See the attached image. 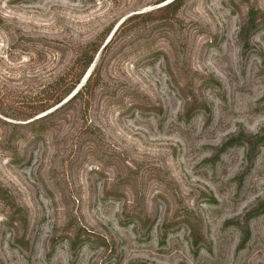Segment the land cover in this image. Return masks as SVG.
I'll return each mask as SVG.
<instances>
[{"label":"rangeland","instance_id":"1","mask_svg":"<svg viewBox=\"0 0 264 264\" xmlns=\"http://www.w3.org/2000/svg\"><path fill=\"white\" fill-rule=\"evenodd\" d=\"M172 1L0 0V264H264V0Z\"/></svg>","mask_w":264,"mask_h":264},{"label":"trees","instance_id":"2","mask_svg":"<svg viewBox=\"0 0 264 264\" xmlns=\"http://www.w3.org/2000/svg\"><path fill=\"white\" fill-rule=\"evenodd\" d=\"M180 2V0H173L172 2H170V4L168 5V6H175V5H178V3ZM96 51V49L93 51V52H95ZM92 61V58L90 57V59L88 60V62H87V64H86V66H88V64H90V62ZM74 86L75 85H73L72 87H70V89H63V90H61L60 91V93L58 94V96H56V97H53V98H55L54 100H53V102L50 104V105H44V106H42L40 109H38L35 113H38V112H43V111H45V110H47V109H49L50 107H52V106H55V105H57V104H59L66 96H68L69 94H70V92L72 91V89L74 88ZM86 85H84V86H82V88H81V90L82 89H84V87H85ZM80 90V91H81ZM79 92H77V94H78ZM77 94H75V96H77ZM74 96V97H75ZM48 115H45L44 117H41V118H39V119H37V120H35V121H33L34 123H36V122H41V121H43L44 119H45V117H47ZM30 124V123H29ZM28 124V125H29ZM30 125H33V124H30ZM255 139H258V137L257 136H255L254 137Z\"/></svg>","mask_w":264,"mask_h":264}]
</instances>
